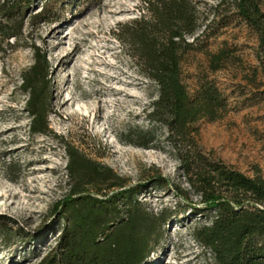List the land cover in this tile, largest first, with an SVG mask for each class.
I'll use <instances>...</instances> for the list:
<instances>
[{"label": "rangeland", "instance_id": "rangeland-1", "mask_svg": "<svg viewBox=\"0 0 264 264\" xmlns=\"http://www.w3.org/2000/svg\"><path fill=\"white\" fill-rule=\"evenodd\" d=\"M42 1L34 0L27 10L21 37L0 51V264H36L56 244L62 222L48 213L68 192L71 149L131 184L158 170L187 189L166 129L147 118L157 88L138 72L117 38L119 28L147 14L143 0H66L47 21L34 23L29 16L40 11ZM192 1L198 15L196 50L182 58V80L191 95L203 79L213 81L228 105L220 119L195 124L198 143L204 153L246 176L259 170L264 177V79L257 36L233 1ZM258 3L264 11V0ZM36 52L46 59L51 88L44 134L31 132L28 94L22 90ZM221 52L220 60L211 62V55ZM145 130L149 136L139 133ZM138 200L154 214L173 210L178 202L170 191L153 186ZM205 222L189 212L173 216L142 264H215L192 237L193 228Z\"/></svg>", "mask_w": 264, "mask_h": 264}, {"label": "trees", "instance_id": "trees-1", "mask_svg": "<svg viewBox=\"0 0 264 264\" xmlns=\"http://www.w3.org/2000/svg\"><path fill=\"white\" fill-rule=\"evenodd\" d=\"M33 1L0 0V51L2 44L21 37L24 16ZM230 1L257 36L256 58L264 79V11L258 0ZM65 2L43 0L40 11L29 19L47 21ZM142 10L147 14L119 28L117 38L129 50L138 72L157 88L147 118L166 129V141L187 189L158 170L144 182L131 184L111 168L71 149L66 166L68 192L48 213L62 222V228L54 247L36 264H142L162 227L173 216L187 212L208 220L193 228L192 237L211 253L215 264H264V177L259 170L248 177L204 153L197 140L195 124L220 119L228 105L213 81L203 79L191 95L182 80V58L196 50L195 4L192 0H143ZM221 54L211 55V62L220 60ZM22 90L28 94L31 132L44 134L51 88L46 59L37 52ZM139 133L145 137L151 132ZM130 144L147 148L148 143ZM147 186L170 191L178 199L173 210L148 212L138 200ZM180 205L184 207L178 211Z\"/></svg>", "mask_w": 264, "mask_h": 264}]
</instances>
